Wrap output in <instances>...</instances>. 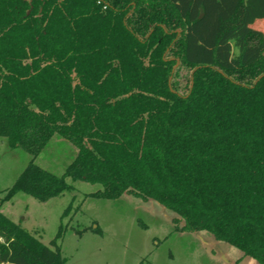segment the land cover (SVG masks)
I'll use <instances>...</instances> for the list:
<instances>
[{"label":"trees","instance_id":"1","mask_svg":"<svg viewBox=\"0 0 264 264\" xmlns=\"http://www.w3.org/2000/svg\"><path fill=\"white\" fill-rule=\"evenodd\" d=\"M257 19L264 0H0V136L32 156L0 206L82 179L264 264ZM55 134L77 148L60 176L33 161ZM62 232L47 246L0 212V264H65Z\"/></svg>","mask_w":264,"mask_h":264},{"label":"rangeland","instance_id":"2","mask_svg":"<svg viewBox=\"0 0 264 264\" xmlns=\"http://www.w3.org/2000/svg\"><path fill=\"white\" fill-rule=\"evenodd\" d=\"M251 26L264 33V19ZM76 152L74 144L55 134L33 161L60 176ZM31 159L0 136V197ZM66 180L73 188L59 196L39 201L17 192L0 206L3 215L47 246L63 226L56 242L65 264H258L207 232L182 229L183 220L153 199L129 193L94 197L89 194L101 190L100 184Z\"/></svg>","mask_w":264,"mask_h":264},{"label":"water","instance_id":"3","mask_svg":"<svg viewBox=\"0 0 264 264\" xmlns=\"http://www.w3.org/2000/svg\"><path fill=\"white\" fill-rule=\"evenodd\" d=\"M178 64V62L176 63V65Z\"/></svg>","mask_w":264,"mask_h":264},{"label":"crops","instance_id":"4","mask_svg":"<svg viewBox=\"0 0 264 264\" xmlns=\"http://www.w3.org/2000/svg\"><path fill=\"white\" fill-rule=\"evenodd\" d=\"M222 257H223V255H222Z\"/></svg>","mask_w":264,"mask_h":264}]
</instances>
